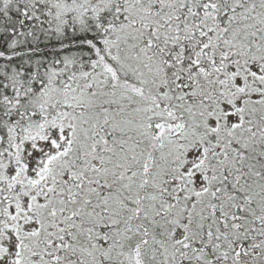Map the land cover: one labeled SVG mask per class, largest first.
I'll return each instance as SVG.
<instances>
[{
    "label": "snow or ice",
    "instance_id": "snow-or-ice-1",
    "mask_svg": "<svg viewBox=\"0 0 264 264\" xmlns=\"http://www.w3.org/2000/svg\"><path fill=\"white\" fill-rule=\"evenodd\" d=\"M0 264H264V0H0Z\"/></svg>",
    "mask_w": 264,
    "mask_h": 264
}]
</instances>
